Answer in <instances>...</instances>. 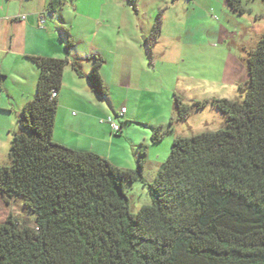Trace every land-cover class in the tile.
Wrapping results in <instances>:
<instances>
[{
    "label": "trees",
    "instance_id": "1",
    "mask_svg": "<svg viewBox=\"0 0 264 264\" xmlns=\"http://www.w3.org/2000/svg\"><path fill=\"white\" fill-rule=\"evenodd\" d=\"M227 3L243 11L239 0ZM29 58L38 68L36 91L11 134L10 164H0V264H264V31L245 54L248 77L237 83L242 100L212 97L189 105L173 92L175 119L209 102L226 115L225 125L174 136L150 181L143 177L142 143L130 168L52 138L57 100L50 91L59 90L68 59ZM90 60V89L106 95L104 60ZM70 63L84 75L77 59ZM163 132L157 124L150 139ZM136 180L150 202L132 212L125 185ZM11 196L34 214V227L17 225L3 204Z\"/></svg>",
    "mask_w": 264,
    "mask_h": 264
},
{
    "label": "rangeland",
    "instance_id": "2",
    "mask_svg": "<svg viewBox=\"0 0 264 264\" xmlns=\"http://www.w3.org/2000/svg\"><path fill=\"white\" fill-rule=\"evenodd\" d=\"M78 1L81 2L79 9L81 5H86L85 0ZM89 1L93 6L100 2L111 6L107 14L120 29H114L110 34L120 48L125 46L138 50L142 56L145 55L149 65L156 61V65L149 66L153 70L150 73L140 70V61L130 66L131 72L127 70L125 59L120 57L119 60V55H116L114 64L107 68L108 78L112 74L111 80L108 79L110 87L106 85L107 94H97V98L90 101L91 106L100 108L104 115L88 109L89 113L96 114L97 120L108 114L121 123L120 131L111 132L115 138L105 143L113 164L135 167L140 143L145 145L143 177L150 181L156 166L166 159L174 136H190L225 125L226 115L209 102L199 109L191 106L185 118L175 119L174 91L189 105L194 99L212 97L242 100L244 91L237 83L247 79L245 54L255 46L264 31V0H239L243 8L241 13L233 10L227 0ZM66 4L69 5L60 0L57 10L66 23L76 22L79 15L71 12ZM82 10L86 16H98L97 8L83 7ZM46 16L50 18L51 11ZM56 23L61 25L59 18ZM154 26L158 27V31L154 32ZM62 31L65 34L63 28L58 32ZM67 37L63 35L64 44ZM73 41L82 45L81 41ZM230 58L236 61L237 68L232 71L237 75L236 84L224 72V64ZM61 89L65 91L64 87ZM65 100L68 113L78 116L86 110V104L80 106L73 100ZM121 106L127 112L117 118L114 111ZM171 117L173 122L169 123ZM17 120L14 109L7 119L12 132L20 130ZM157 124H162L164 132L159 140L152 141L150 133ZM11 131L9 134H12ZM8 152L9 139L6 133H2L0 164H10ZM125 192L132 212L141 204L150 202L147 187L140 180L126 184ZM3 204L10 210L17 225L34 227V214L23 205L20 196L4 199Z\"/></svg>",
    "mask_w": 264,
    "mask_h": 264
},
{
    "label": "crops",
    "instance_id": "3",
    "mask_svg": "<svg viewBox=\"0 0 264 264\" xmlns=\"http://www.w3.org/2000/svg\"><path fill=\"white\" fill-rule=\"evenodd\" d=\"M50 1L0 0V137L2 133H6V138L10 142L11 134L9 132L11 128L7 124L8 114L15 109L19 116L23 103L35 94L38 68L29 56L67 58L68 61L63 67L61 86L55 96L57 107L52 138L77 150L97 152L113 162L105 143H109L112 138H115V135L111 134L110 126L106 122L97 120L96 114L88 112V109L92 108L91 112L96 111L99 112L97 114L104 115L100 108H95V106L93 108L90 104L91 100L97 98V94L90 89L85 77L91 64L90 57L100 55L103 58L100 74L103 83L108 87H110L109 81L112 74L108 78L107 68L114 64L113 60L116 55H119V60L120 57L125 59L124 61L128 65L127 70H131V72L130 66L132 67L134 62L140 61V70L144 73H150L153 70L149 66L156 65V61L150 62L149 65L145 55L142 56L138 50L125 46L120 48L112 40L110 33L114 29L119 30L120 28L107 14L111 7L108 3L106 5L100 2L93 6L92 2L85 0L84 4L86 5H81L82 9L83 7L98 9V16L89 17L83 13L81 8V10L79 9L80 1L70 0L67 2L63 0V2L69 3L66 5L72 10L71 12L76 16L79 15V18L76 17V22H69L68 24L57 10V4L60 0H53L52 8L49 6ZM48 11H51L50 18L46 16ZM20 15H24V18H20ZM40 16L44 19L41 24L39 23ZM58 18L61 25L56 23ZM67 27H69V33ZM62 28L65 34L63 31L62 33L58 32ZM62 34L64 37L70 35L73 42L71 46L63 43ZM73 40L75 42L81 41L82 45L80 46L78 42L77 44L74 43ZM72 58L81 63L83 76H78L74 72L70 63ZM226 61L224 72L229 74L230 80L236 84L237 75L232 73L233 69L237 68L236 61L231 58ZM61 87H64L65 91ZM65 98L75 101L74 104L80 106L86 104V110L78 116L72 112L68 113ZM118 110L114 111V116ZM126 112L127 109L124 113Z\"/></svg>",
    "mask_w": 264,
    "mask_h": 264
},
{
    "label": "built area",
    "instance_id": "4",
    "mask_svg": "<svg viewBox=\"0 0 264 264\" xmlns=\"http://www.w3.org/2000/svg\"><path fill=\"white\" fill-rule=\"evenodd\" d=\"M20 18H24V15H20L19 16ZM44 22V19L42 17H39V23H43ZM56 90L55 89H51L50 91V97H55L56 96ZM125 107H120V109L116 112V116L117 118L119 117H122L124 115V112H125ZM100 121L101 122H106L109 126H110V129L112 132H117L120 130V124L119 122L114 118L112 117L111 115H106L104 118H100Z\"/></svg>",
    "mask_w": 264,
    "mask_h": 264
}]
</instances>
